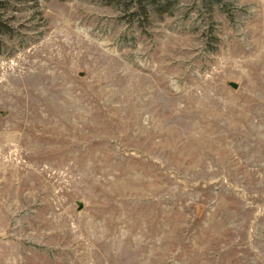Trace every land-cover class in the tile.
Instances as JSON below:
<instances>
[{"label": "rangeland", "instance_id": "obj_1", "mask_svg": "<svg viewBox=\"0 0 264 264\" xmlns=\"http://www.w3.org/2000/svg\"><path fill=\"white\" fill-rule=\"evenodd\" d=\"M0 264H264V0H6Z\"/></svg>", "mask_w": 264, "mask_h": 264}, {"label": "trees", "instance_id": "obj_2", "mask_svg": "<svg viewBox=\"0 0 264 264\" xmlns=\"http://www.w3.org/2000/svg\"><path fill=\"white\" fill-rule=\"evenodd\" d=\"M105 1H108L109 3H112V2L119 3L121 0H105ZM137 1H138V4H141V0H137ZM4 2H6V0H0V8L4 6Z\"/></svg>", "mask_w": 264, "mask_h": 264}]
</instances>
